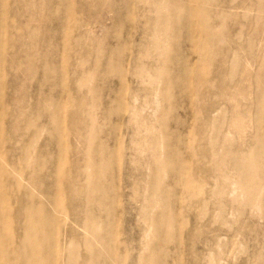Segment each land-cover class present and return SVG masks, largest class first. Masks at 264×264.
I'll use <instances>...</instances> for the list:
<instances>
[{
    "label": "rangeland",
    "instance_id": "rangeland-1",
    "mask_svg": "<svg viewBox=\"0 0 264 264\" xmlns=\"http://www.w3.org/2000/svg\"><path fill=\"white\" fill-rule=\"evenodd\" d=\"M65 1L34 0L39 7L49 4L54 11L66 13L64 20L52 22L54 26L50 27L51 30L56 26L58 29L55 30L58 32L62 27L66 30L80 26L84 16L90 14H85L83 3L92 5L103 2L70 0L65 4ZM252 1L256 0H250ZM117 2L119 11L105 10L101 18H94L91 22L98 39L108 35L106 46L111 57L108 58L106 67L98 69L100 72L91 84L84 85L83 76L87 72L90 74L94 67L102 63V59L98 55H92L84 65V58L75 50H79L78 45H82V37L76 31L69 39L70 45L76 47L71 53L69 51L54 57L50 52L51 48L46 56L48 63L54 60L59 66L72 69L74 74L68 76L66 89H62L60 80L59 86L56 85L55 88L44 87V94L58 100L75 101L80 111L82 106L87 107L83 108L80 116H77L79 109L67 111L70 131L63 136L66 137L63 147L68 151L65 155V160L68 161L65 165L69 164L66 166L68 168L62 171L59 166L63 144L60 141L62 136L57 134V128L60 127L53 125L55 136L47 143L43 141L38 145L35 151L38 161H34L33 166L40 170L37 175L40 185L53 192L63 185V201L72 212L67 220L74 226L79 227L86 217L93 218L116 238L111 260L107 257L106 260H97L96 264H264V158H261L259 152V141L260 138L264 141V135L258 137L260 123L256 107L252 104L259 93L256 87L262 82V78L258 76L259 69L264 65L262 47L259 44L262 38L259 37L256 46L252 48L246 42L245 52L241 53L244 63L246 59H250L251 64V69L243 67L241 73L248 74L251 78L234 84L243 89V101L238 105H230L227 121L220 117L224 104L221 105L220 101L215 103L213 97L207 94L205 114L201 113L198 96L189 91L184 80L178 81L176 88L168 93L167 100L162 99L159 90L168 84L155 76L142 75L140 70L143 64H147L155 56L140 45L143 19L148 13L145 9L138 8L134 0ZM185 2L186 0H178L177 4ZM196 5L197 1L192 0V6ZM235 7L232 10L248 13L251 17L255 14V6L248 11L247 7L241 9V2H235ZM23 9L29 10L27 6L21 7L17 1L11 2V6L6 9V20H13L19 12L24 14ZM177 16L181 17V14ZM28 17L29 14L26 13L21 22L25 23ZM61 23L63 25L58 26ZM191 27V22H186L179 38L185 37ZM18 29L21 30L19 26ZM46 34L42 32L36 35L35 41ZM202 35L203 33L198 37ZM55 46H58L57 43ZM59 46L62 49L63 44L59 43ZM50 47H53L51 42ZM16 48H12L13 51ZM232 55L230 53L228 57L234 65L236 58H232ZM208 57L209 53L201 56L199 51L195 52L189 45H181L173 62L174 77L181 79L186 74L185 59L187 67L195 68V63ZM17 58H20L17 54L9 53L7 66ZM109 70L117 73L111 76ZM213 71L216 75L220 68L216 67ZM230 74L229 81L236 82L234 72ZM201 75L210 77L207 69L202 70ZM192 79L193 88L197 87L198 79L196 76ZM15 82L13 79L9 80L8 84L12 87L4 93V100L8 104L15 99ZM25 87L33 92L32 95L38 94L33 89V84L25 83ZM90 95L93 99L89 98ZM22 104L24 105H17L21 109L36 108L33 98ZM84 109L87 111L86 118ZM5 119L8 121L4 124ZM10 120L12 118L5 115L0 119L5 126ZM47 121L49 120L46 118L38 120L39 123H48ZM235 124L240 126L237 131ZM92 130L96 132L94 137L89 133ZM78 131L89 136L77 137ZM238 137L245 139L244 146L240 148L236 143ZM92 141L96 143L93 153L77 148ZM162 144L167 148L160 156L164 163L154 164V149ZM9 149V155L24 160V149H28L29 153L33 152L28 141L20 143L18 150L8 144L6 153ZM194 154L200 157L198 169L206 171L211 180L206 183L193 180V183L190 181L187 185L185 181L189 174H183L180 163L191 164L194 162ZM236 155L242 160L234 164L232 158ZM88 157L99 165L93 175L97 189L89 188L86 191L94 199V203L89 206L83 200L80 201L84 196L81 195L80 200L77 198L75 189L78 180H81L79 177L85 173L80 172L77 167L82 168ZM224 159H227L224 167L218 168L217 163ZM105 163L108 168L102 171ZM245 165L252 168L242 181L236 171ZM10 171L13 173L14 169L10 168ZM60 172L64 174L60 175ZM20 179L25 180L22 176ZM30 189L42 198L43 203H48L40 190ZM152 195L156 196L152 198ZM161 195V201H156ZM149 220L155 221V224L159 222L158 226L155 225L157 229L146 226ZM80 256V264L89 262L90 258L86 253Z\"/></svg>",
    "mask_w": 264,
    "mask_h": 264
},
{
    "label": "bare ground",
    "instance_id": "bare-ground-1",
    "mask_svg": "<svg viewBox=\"0 0 264 264\" xmlns=\"http://www.w3.org/2000/svg\"><path fill=\"white\" fill-rule=\"evenodd\" d=\"M13 1H17L21 7L26 8L27 6L30 11L23 9L25 10L24 14L19 12L13 17V20H6L8 17L6 9L11 6ZM98 1L103 2L92 5L83 3L82 7L85 14H90L84 16L80 21L82 22L80 26H73L74 29L70 27L66 30L62 27L58 32L55 30L57 26L53 30L50 27L54 26L52 22H56L58 19L64 20L65 12L54 11V8L49 4L39 7L34 0H0V119L3 115L12 118L6 126L4 124L8 120L5 119L4 124L0 121V264H80V254L84 253L90 258L86 264H96L97 260H106L107 257L111 260L112 248L117 242L113 234L107 231L103 225H99L93 218L87 219L86 217L79 227L68 221L67 216L71 215L72 212L63 201V185L59 186L55 192L44 188L43 185H40L37 177L40 170L33 166V162L38 161V156H35L38 155L35 152L38 145L43 141L47 143L55 136L54 125L60 127L57 128V134L62 136L59 135V138L61 137L60 141L63 143L60 150L62 155L59 163L60 170L63 171V169L68 168L66 166L69 164L65 165V163H68L65 160L68 151L63 147L66 138H63V136L70 131V117L67 111L69 109V111L79 109L80 107L75 104L77 103L75 101L74 103L58 100L54 96L44 94L43 89L44 87L55 88L56 85L59 86L60 80L62 89H66L68 76L73 75L74 72H71L72 69L67 66H59L54 60L48 63L46 56L50 52L53 53L54 57L67 54L69 51L71 53L76 47L70 45L69 39L76 31L82 37V43H80L82 45H78L79 50H75L84 58V65L92 55H98L102 59V63L94 67L90 74L87 72L83 76L84 85L87 86L92 83L94 77L100 72L98 69L106 67L108 58L111 57L106 46L108 35L106 34L102 39H98L92 30L91 22L94 18H101L105 10L119 11L117 0ZM134 1L138 8L145 9L148 13L143 19V35L141 36L140 45L149 53L155 54L147 64H143L140 68L142 75L155 76L168 84L159 90L164 100L169 98L168 93L176 88L178 81H186L184 84L186 83L189 91L198 96V103L202 107L200 108L201 113L205 114L204 105L207 104V94L213 97L215 103L220 101L221 105L224 104L220 117L222 119L226 118L228 121L227 115L229 108H231L230 105H238L243 101V89L234 84L241 82L243 79L251 78L250 75L241 73L245 67L251 69L250 59H246L244 63L241 57V53L245 52L246 42L249 43V48H252L256 46L259 37L262 38L259 44L260 48L262 47L261 53L264 61V0L252 2L250 0H196V7L192 6V0H186L185 3L179 5L177 4L178 0ZM69 2L70 0H66L65 4ZM235 2H241V9L247 7L248 11L255 6L254 16L251 17L248 13L232 10L236 8ZM28 5H31V7L29 8ZM67 8L69 11V5H67ZM32 9L36 11H32ZM71 9H74V7H71ZM26 13L29 14V17L25 23H22L21 19L25 18ZM178 14H181V17H178ZM189 21L192 26L190 31L185 37L179 38L183 26ZM62 25L61 23L58 26ZM18 26L21 30L18 29ZM42 32L47 34L35 41L34 37L42 34ZM202 33L203 35L198 37ZM57 36L58 38H56ZM26 39L29 40L25 41ZM50 42L53 43V47H50ZM55 43L58 46H55ZM59 43L63 44L62 49ZM181 45H189L195 52L199 51L201 56L209 53L210 57L200 60L198 64L195 63V68L193 66L187 67L185 59L186 74L183 75V78L177 79L174 77L173 62ZM14 47L17 48L13 51L12 48ZM9 53L10 55L15 53L20 58L15 59L11 65L7 66ZM230 53H233L232 58H236L234 65L231 64L230 57H228ZM10 58H13V56ZM216 67L220 68V71L215 75L213 69ZM205 69L209 71L210 77L208 78L201 75L202 70ZM10 70L11 72H9ZM115 72V70H109L111 76L117 73ZM232 72L236 76V82L229 81ZM195 76L198 79V85L193 88L192 77ZM258 76L262 78V82L256 87L259 93L252 104L256 107L255 112L258 114V122L260 123L258 137H260L264 135V65L259 69ZM12 79L16 81V85H14L15 99L8 104L4 100V93L11 89L12 86L8 84V81ZM33 80H35V83H33ZM25 83L28 85L33 84L35 88H32L38 94L32 95L33 92L26 89ZM245 96L249 97L247 94ZM22 98L23 101L31 98L35 99L36 108L21 109L17 104L24 105L22 104ZM89 98L93 99L92 95ZM18 107L19 109H17ZM86 107L87 105L82 106V111L79 109L78 115H76L80 116L83 108ZM86 113L85 110V118ZM42 118L52 120V122L39 123L38 120ZM235 127L236 131L240 128L238 124H235ZM89 133L92 137L96 136V132H93V130ZM76 135L77 137L89 136L81 131H78ZM262 140L260 138L259 152L261 158H264V141ZM24 141H28L31 148H33L31 153L28 152V149H24L22 154L25 156V160L9 155L11 153L10 149L6 153L5 148L8 144H11L14 150H18L20 143ZM236 141L239 148L244 146L245 139L242 137H238ZM213 142L215 143V141ZM95 147L96 143H93V141L77 146L79 150L83 148L88 153H93ZM165 150H167L165 144L155 147L154 159L151 158L154 164L161 165L164 163L160 156L164 154ZM245 157L247 158V156ZM232 160L236 164L242 159L236 155ZM193 161L191 164L188 162L180 163L183 174H189L185 183L189 185V182L193 183V180L195 182L196 180L204 181V183L209 182L211 180L209 174L202 169H198L200 157L197 154H194ZM226 161L227 159L219 161L217 163L218 168L224 167ZM74 166L73 164L72 167ZM10 168L14 169L13 173ZM98 168L99 165L91 157L84 160L82 168L77 167L80 172H85L84 175L79 177L81 180H78L77 188H75L77 198L79 197L80 200V196H84L80 201L83 200L87 206L94 203L91 194H87L86 191L89 188L97 189V183L94 181L93 175ZM107 168L108 164L105 163L102 171ZM251 168V166L245 165L236 171L239 179L243 181L249 175ZM62 174L64 173L60 172V175ZM20 176L25 180H21ZM28 186L40 190L46 196L48 203H43L42 198L35 195ZM196 192L195 194H197ZM162 195L160 199L158 197L155 200L161 201ZM154 196L156 195H152V198ZM147 225L157 229L155 225L158 226L159 222L157 221L155 224V221L149 220ZM154 250L157 249L154 248Z\"/></svg>",
    "mask_w": 264,
    "mask_h": 264
}]
</instances>
